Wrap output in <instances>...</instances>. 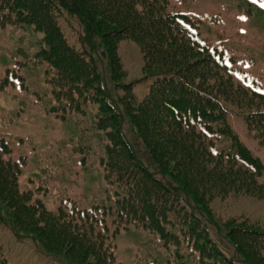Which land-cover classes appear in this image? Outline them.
Wrapping results in <instances>:
<instances>
[{
    "label": "trees",
    "instance_id": "obj_1",
    "mask_svg": "<svg viewBox=\"0 0 264 264\" xmlns=\"http://www.w3.org/2000/svg\"><path fill=\"white\" fill-rule=\"evenodd\" d=\"M169 3L0 0V27L42 33L33 58L46 64L53 111L79 119L90 113L103 143L99 164L107 172L108 202L83 210L67 199L69 206L62 201L52 212L21 191L25 163L14 160L0 137V221L34 242L38 253L63 257L60 264H118L111 238L130 228H150L165 251L172 247L168 257L182 264L186 258L189 264H264V229L240 216L220 226L209 208L215 196L229 193L264 201V164L229 120L244 119L264 145V103L251 108L249 101L264 94L247 84L224 42L212 44L200 30L217 16L201 18ZM126 39L139 46L144 72L128 82L119 52ZM144 80L147 91L138 99L134 88ZM99 224L103 232H96ZM208 225L216 227L217 240Z\"/></svg>",
    "mask_w": 264,
    "mask_h": 264
},
{
    "label": "rangeland",
    "instance_id": "obj_2",
    "mask_svg": "<svg viewBox=\"0 0 264 264\" xmlns=\"http://www.w3.org/2000/svg\"><path fill=\"white\" fill-rule=\"evenodd\" d=\"M169 8L201 18L217 16L214 22L205 20L200 30L212 44L224 42L231 55L236 57L235 65L248 75L247 84L258 87L264 94V0H170ZM41 39V32L27 26L0 27V137L9 141L14 160L22 158L25 163L19 177L22 192H31L33 200L41 201L52 212L59 209L62 201L63 205L69 206L70 202H65L67 199L80 209L91 210L108 202L106 191L109 189L104 181L107 172L99 164L100 159L105 158L101 148L103 143L94 129V117L90 113L79 119L70 113L61 116L60 112L53 111L57 104L51 93L52 85L47 82L50 76L46 64L33 58L37 56ZM119 45L123 67L128 73L126 82L138 80L144 76L139 46L131 39L123 40ZM7 76L12 81L6 82ZM146 83L148 81L144 80L135 85L138 99L146 93ZM249 101L253 102L251 108L254 105L261 108L264 97L260 100L249 98ZM95 110L97 112L96 106L91 113ZM229 120L241 140L264 164V145L260 137L248 128L244 119L232 115ZM209 208L220 226L226 220L240 216L264 229L263 200L229 193L224 197L215 196L209 201ZM197 215L199 219L203 218ZM107 221V229L113 231L115 225L110 227L108 218ZM72 225L88 237L97 236L84 224L73 222ZM100 230L103 232L102 224L96 227V232ZM222 231L224 235L226 231ZM208 233L217 240L215 226L208 225ZM152 235L150 228L123 229L116 234L111 238V246L116 251L115 262H184L183 259L180 262L170 259L172 247L165 251L156 235ZM37 249L40 248L34 242L17 238L0 221V264H60L59 260L64 259L58 255L40 254ZM181 250L187 256L184 248ZM185 260L188 264L191 261Z\"/></svg>",
    "mask_w": 264,
    "mask_h": 264
}]
</instances>
